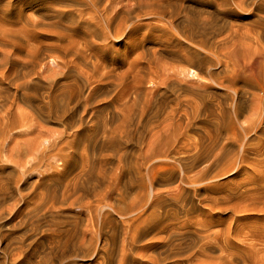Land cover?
Listing matches in <instances>:
<instances>
[{"label": "rangeland", "instance_id": "obj_1", "mask_svg": "<svg viewBox=\"0 0 264 264\" xmlns=\"http://www.w3.org/2000/svg\"><path fill=\"white\" fill-rule=\"evenodd\" d=\"M17 1L18 0H0V28L20 30L25 28V26L26 28H29L34 21H40L39 23L43 27L55 28L57 31L70 32L69 30L65 29L66 27L70 26L69 24H67V22H62V20L60 19H57V22L56 18H54L51 14L48 15L47 19L44 20L40 17L39 13H33V8L25 7L22 2L19 3ZM142 1L144 0H123V2H125L123 5L131 6L133 3ZM160 1H165L164 3L171 2V4L174 2H179L187 6L190 5L195 9L198 8L199 5L206 4L207 6H205L206 9L208 7V12L201 15V23H204L206 25V30L203 33L190 34L188 29L186 28V25L176 24V28L173 27L172 29L173 31H176L178 33L177 35L176 32H173L170 28L165 27V25L155 24L154 22H152L153 28L151 30L142 28L136 33L128 34L126 36L127 38L124 37L120 41L113 40L112 45L111 47H109V49L105 47H103L104 49H102L104 56L108 59L106 68L108 70L107 72H110L109 74H112V77L116 76L115 79L118 80V84L116 82V86H114L115 84L111 86V88L113 89H111L110 87H106L105 91L107 92L104 93V95L106 94L105 96L107 97V99H105L106 97H104V95H99L101 97L100 98L99 96H97V94H94V100H88V105L85 112L82 111V106L87 102V100L85 101V95L89 90L87 83L84 82L85 76L76 68L75 71H70L69 75H67V78L63 77L62 75L59 77L58 75V77H56V80H59L58 86L64 84L69 85L71 83L72 85L70 86H72L73 89L76 90V92L79 91L78 93L82 94V99L80 103H78L79 112L77 113V116H80H75L77 117V119H80V117L82 116V120L84 119L83 124L85 123L86 125L82 124V127L81 129H79V131L74 130L70 132L71 134L69 132H65L64 128L54 119H50L46 122H44L43 120L40 121L41 119L36 113H33L31 109L25 107L20 102V108L22 107V111L25 109L24 112L26 111L25 113L28 115V117H30L29 115L32 114L31 117L28 118L29 121H26L28 123L26 124L25 122L24 126L16 123V127H14L11 131L6 132V135L4 134V136L0 137V140L3 141L0 142V145L3 146H0V149L3 148L2 151L4 153L1 157L0 163V185L4 184V182H6V184H14V181L19 179V190H17V196L11 199L12 201L7 200L8 203L6 201V204H4V202L0 206V211L3 212V215L2 213L0 215V217L3 218H0V220L2 221H0V224L4 223L0 226V230L2 231L0 232V236H2L1 238H4H0V240L4 241V239H6L7 236L10 235L15 237L16 235L22 236L25 233L30 235L36 233V235H33V238L36 239L37 243L32 244L34 250H37L38 247L36 246L40 245L41 243H43L45 246H52L53 241L56 239L55 235L61 233L63 234L67 231L66 229L72 228L71 226L75 221V216H86L87 218L92 217V221L94 222V224L92 222L91 226V229L94 231L92 233V237L94 238L93 242L96 243L97 241L100 242L103 240L105 249H107L106 252H108V255L110 256V253L115 246L121 247V240L125 236L124 228L126 226V219L123 218L124 216L118 215L119 212L117 213L115 209L117 207L118 209L121 207V209H128L129 206L128 208L124 206H131L134 198H137V201L140 200L139 198H141L142 200L143 197L145 199H149V196L152 195V193L156 194V192H158L156 194L158 195L159 192H162L163 195L162 193L159 195L164 200L167 199L168 205L170 204L168 208L175 209L176 214H178L176 215L174 213L168 212L171 215H176V219H178L173 221V223H179V226H177L176 229L178 230L177 232L182 229V226L185 223L187 224L185 231L194 232L195 234L209 235V237L205 240V243L209 244L207 245L209 246L207 247V249H210L208 250V253L211 252V254H207L210 257V260H222L224 261H221V263L223 264H264V112L262 111L264 109V36H262L264 35V0ZM67 2L69 3L70 1L52 0L48 4H46V7L47 10H49L48 12H51L52 14H55L58 10L60 11V9L62 10L65 7V9L62 10L65 13V17L68 18V16L71 15H74L76 17V14H78L79 12L75 10L81 7L77 6L74 2L71 3L75 6H67ZM243 5H245V7ZM56 7H59L60 9ZM238 7H241V10ZM242 7L244 10L242 9ZM54 8L56 11L53 10ZM73 8L75 10H73ZM3 9L5 10L3 11ZM31 21L32 23L30 24ZM176 23H178V21ZM170 30L173 33L170 32ZM87 37L90 38L91 36L84 33L82 40H78V38H76V40H78L77 42L79 45L87 46L86 49L83 50V56L88 58L91 55L94 56L92 50L90 51L88 50V48H93L94 51H99V45L101 44L103 46L104 44L103 42L100 43L101 40L99 41V39L97 38H92L89 40ZM40 41L45 44L53 43L52 46H54V50L52 49L53 51L50 52V54L54 55V57L61 56V53L59 52L61 51V49L57 50L58 46L65 45L67 43L65 40H63V38L58 42H54L55 40H50L46 34L41 35ZM113 47H115V49ZM0 48H2V50L6 52L9 50V48L6 46L1 47L0 45ZM196 53L199 54L196 55ZM14 54H16L14 56L15 58L20 57L19 59L25 61L23 62L21 60V63L23 64L20 65L23 66L22 69L24 70V72H28L30 70V64L28 63L30 59L27 58L26 53H19V51H17ZM234 55L240 57H237V59H235L236 57ZM92 56L91 59L94 60ZM107 56H110V58ZM249 56H254V61L245 62L244 58L246 57L249 59ZM1 57L2 55L0 53V58ZM240 58L241 60H239ZM193 59L195 60V62ZM258 59L261 61H259ZM199 61L204 62L202 64ZM192 62H194L196 65H194V63ZM243 62L246 63L245 66ZM249 62L250 64H247ZM236 63L242 64L243 66L240 68L241 65H237L240 68L239 71L235 66ZM25 64L27 68L25 67ZM208 64L209 66H207ZM203 65L209 68L207 69L206 67L204 69ZM52 67L53 69L55 68V66H53V64L49 62V70L47 71V73L46 69H42L41 71L39 70L40 73H38L37 75L35 73L30 74V79H32L38 85H41L39 86V97L43 96V93L45 91L44 87L46 86V84L50 83V81L53 80L54 73L52 72ZM169 67L173 68L170 69ZM178 68L187 69V78L185 77L184 79H177L173 76V71L170 70H177ZM3 71L4 70L0 68V74H2ZM51 72L53 73V75ZM122 76L123 78L125 77L124 83L123 78L119 79ZM167 76L169 78H167ZM120 80L121 82H119ZM173 81L179 84L177 85L178 88L175 87L174 89L175 85L173 86L171 83H168ZM165 84H167L168 87L165 86ZM169 84L173 87V89ZM184 88H186V91L183 90ZM259 88L261 89V91ZM109 89H111L110 91L112 92H108ZM13 90L14 89L9 90L11 94L9 100L13 98V94L15 93V91ZM29 92L31 91L29 90ZM261 98L263 101L258 100ZM145 100L152 101H150L151 104L149 103L146 107L148 108L146 109L148 111L144 116H141L140 118V109L142 107H145ZM102 107L103 112L101 114V110L99 111V109H102ZM96 109L98 110V112L94 111ZM27 110H30V112H28ZM259 111L261 112L259 113ZM91 112L93 113L91 114ZM95 112L101 115L100 122L104 120L103 122H106L108 127H116L118 125L127 127H125V131H128V133L125 132L126 134L124 133V135H121L124 136V140L128 141V144L124 143V145H122L124 148L122 146H118L114 149L110 146L104 148L93 145V140L92 142L89 140V138H92L91 136L94 137V140L102 139V136L95 135V130L98 126L96 124L98 123V120L93 118V114ZM153 113L155 115H153ZM194 113L197 114L194 115ZM127 116L129 118H127ZM165 117L168 118L169 121L166 120ZM221 120L223 123H220ZM114 121H116L117 123ZM170 123H173L175 125V130L177 131V133L176 131H172L171 127L166 126ZM42 133H44V135ZM62 133L64 136L62 135ZM37 134H39L40 137ZM74 134H76L75 137ZM36 135L38 136V138ZM30 136L32 138H30ZM34 136L36 137L34 138ZM15 140H17V142ZM161 140L165 142L168 141V144L166 143L167 145L161 146L162 148H160L158 152L155 149V144L161 143ZM8 143L9 145H7ZM29 144L32 145L29 146ZM26 145L28 146V149L26 148ZM9 146L13 148H10ZM56 147H59V149H57ZM42 148L45 150H43ZM13 151L16 153H14ZM25 151L31 153L28 154ZM153 151L158 152L157 155L160 156L153 157L154 154L156 155L155 152L152 154ZM17 152L20 154H18ZM16 154L18 158L16 157ZM57 154L59 155L56 156ZM164 154L165 156H167L165 159V156H163ZM8 156H11V158ZM38 156L40 157V159L38 158ZM11 159L14 160L12 161ZM30 159H32V161H30ZM7 161L9 164L7 163ZM25 161L27 164L25 163ZM14 163L18 164L15 165ZM30 167H34V170ZM230 167L232 168L231 171L221 177L219 180L210 179L211 181L207 180V182L203 180L206 175L213 176V174H215L218 170ZM92 168H94V170ZM182 173H184V177L187 175L184 179L181 176ZM199 173L201 175H199ZM188 175H191L189 177L192 178L193 181H195L193 185L184 182L186 181ZM199 177L202 179H199ZM169 183L170 185H168ZM49 187L53 192H50L48 190ZM138 187H140L141 190ZM172 188L174 191L172 190ZM117 192L121 195H118ZM180 192L181 194H183V196L179 194ZM20 194L22 195V197H20ZM170 194L172 195L171 197L169 196ZM175 195L176 197H174ZM173 198L174 200L176 199V201L178 200V203L176 201L173 202ZM184 199H186V202ZM243 200H246V202H244ZM180 201L181 205L185 203V208H182L179 205ZM53 203L55 205H53ZM103 205L105 207H103ZM174 205H178L179 207L174 208ZM236 205H238V207ZM46 209H50V211H47ZM237 211L240 212L238 213ZM28 213L33 216V219H31L32 217L30 218V215L28 216ZM33 213L36 216L33 215ZM20 216L22 218L21 220ZM25 217L28 218L26 219ZM23 219H25V221ZM19 220L20 222H18ZM180 220L184 223H181ZM185 220L188 223L191 222L192 224H188L187 222H185ZM18 224H20L21 226H18ZM11 225L13 226V228L11 227ZM16 225L19 228L16 227ZM67 225L69 226V228ZM203 225L206 229H204ZM178 227H180L181 229H178ZM32 228L36 229L34 230L35 232L31 231ZM227 234L229 236H227ZM162 235L165 234L162 233ZM151 237V235L146 236L141 239L138 244H136L134 248V257H129L128 260L126 259L127 264H149L148 260L145 257V253L147 251L146 254H150V252L148 251V245L154 242V240H151ZM237 237L239 239H237ZM219 245L220 248L218 247ZM221 250H225V254ZM34 252L37 253V251ZM75 253L76 252H74V250H72L70 247L61 246L59 247V250L55 253V255H62L66 264H79L80 262L81 264H117L118 262V260H115L116 263L114 261L109 262L108 259L103 260L93 255L84 257V259H82L83 257L81 255H78L77 257L75 256ZM138 253L139 255H137ZM184 262H182V264H186V262Z\"/></svg>", "mask_w": 264, "mask_h": 264}, {"label": "bare ground", "instance_id": "obj_2", "mask_svg": "<svg viewBox=\"0 0 264 264\" xmlns=\"http://www.w3.org/2000/svg\"><path fill=\"white\" fill-rule=\"evenodd\" d=\"M50 1L52 0H18L17 2L21 3L25 6V7H30L33 8V13H39L40 17L42 19H47L48 15H53L54 18L60 19L62 20V22H67V24H69V27H66L65 29L69 30L70 32H64V31H57L55 28H46L43 27L39 22L40 21H34L32 23V21L30 22L31 26L29 28H23L20 30H12V29H4V28H0V45L1 47L6 46L9 48V50L3 51L2 48H0V53L2 55V57L0 58V68H2L4 71L2 72V74H0V137L4 136V134L8 131H11L14 127H16V123L21 124L24 126L26 121H29L28 118L31 117V115H29L30 117H28V115L24 112V110L22 111V107L20 108V102L27 108L31 109L33 111V113H36L39 118L41 119L40 121H49L50 119H54L55 121H57L65 130V132H72L74 130H78L81 129L82 124H83V120H82V116L80 117V119L77 117V113L79 112L78 110V103H80L81 99H82V94L76 92L75 89H73L71 83L68 84H64L61 86H58L59 84V80H56V77H59L62 75L63 77L67 78V75H69L71 70L75 71V68L78 69L85 77V81L89 87V90L87 91L86 99L87 102L85 103V105L82 106V111L85 112L87 105H88V100H94V94H97V96L99 95H104V93H106L107 91H105L106 87H110L113 86L118 80L115 79V77H112V74H109L107 71V62L108 59L104 56L103 53V47L109 49V47H111L113 40H122L124 37H126L128 34H132V33H136L139 30L143 29H147V30H151L153 28L152 22H154L155 24H162L165 25V27L170 28L173 31V27L180 24H184L186 25V28L188 29L190 34L193 33H203L206 30V25L204 23H201V15L203 13L208 12V7L206 9L205 5H199L198 8H194L191 7L190 5H185L183 3H179V2H174L171 4L170 3H164L162 1H153V0H144L142 2H137V3H133L130 7L123 5L125 2H123V0H69L70 2H67V6H75L73 5L71 2H74L77 6L81 7L77 10H75L73 8V10L78 11L79 13L76 14V17L74 15L65 17V13L64 9H60V11L58 10L55 14H52L51 12H48L49 10H47L46 4H48ZM60 1V0H57ZM65 1V0H64ZM62 3V2H61ZM186 3V2H185ZM240 4V3H239ZM63 5V4H62ZM120 5V6H118ZM242 5V4H241ZM10 6V5H9ZM59 6V5H58ZM237 6V5H236ZM239 6V5H238ZM245 7V5H243ZM192 9H191V8ZM67 8V7H66ZM194 8V9H193ZM239 8V7H238ZM241 8V7H240ZM239 8V9H240ZM71 9V7H70ZM243 9V7H242ZM254 9V8H253ZM259 9V8H258ZM5 9H3L4 11ZM29 10V9H28ZM55 10V8L53 9ZM241 10V9H240ZM244 10V9H243ZM56 11V10H55ZM54 12V11H53ZM250 14V13H248ZM254 15V14H253ZM21 16V14H20ZM67 16V15H66ZM205 18V17H204ZM260 18V16H259ZM258 18V19H259ZM34 19V18H33ZM36 20H40V19H36ZM144 20H148V21H144ZM206 20V19H205ZM211 20V19H210ZM178 21V23H176ZM58 22V20H57ZM203 22V21H202ZM29 24V21H28ZM24 25V24H23ZM65 25V24H64ZM29 26V25H28ZM161 26V25H160ZM22 27V26H21ZM51 27V26H50ZM164 27V28H165ZM176 28V27H175ZM170 30V32H172ZM175 30V29H174ZM73 32V33H72ZM176 32V31H173ZM172 32V33H173ZM259 32V31H258ZM262 32V31H261ZM86 35H90L91 37L88 38L89 40L92 38H97L99 39V41L101 40L100 43L103 42V46L100 44V50L98 51H94V49H90L88 48V50H92V53L94 56L92 60L91 56H89L88 58L83 56V50L86 49V45H79L78 44V40H82L83 38V34ZM156 33V32H155ZM177 33V32H176ZM42 34H46L50 40H55L54 42H58L60 40H65L67 43L65 45H59L57 50L61 49V51H59L61 53L60 57H54V55H51L50 52H52L54 50V46L53 43H43L40 41V37ZM62 37H61V35ZM209 34V33H208ZM178 35V33H177ZM182 35V34H181ZM204 35V34H202ZM241 35V34H240ZM262 35V34H261ZM183 36V35H182ZM210 36V35H209ZM264 36V35H262ZM86 37V36H85ZM84 37V38H85ZM184 37V36H183ZM76 38H78V40H76ZM127 38V37H126ZM158 38V37H157ZM179 38V37H178ZM246 38V37H245ZM214 39V38H213ZM231 39V38H230ZM244 40V39H243ZM249 40V39H248ZM88 41V40H87ZM95 41V40H94ZM98 41V42H99ZM164 41V40H163ZM198 41V40H197ZM201 41V40H199ZM239 41V40H238ZM256 41V40H255ZM205 42V41H204ZM87 43V42H86ZM93 43V42H92ZM231 43V42H230ZM81 44V43H80ZM85 44V43H84ZM90 44V42H89ZM96 44V43H95ZM197 44V43H196ZM263 44V43H262ZM98 45V44H97ZM114 46V45H113ZM192 46V44H191ZM214 46V45H213ZM103 48V49H102ZM115 49V47H113ZM199 48V47H198ZM207 48V47H206ZM217 48V46H216ZM228 48V47H227ZM53 49V50H52ZM264 49V48H263ZM262 49V50H263ZM7 50V49H6ZM56 50V51H57ZM111 50V49H110ZM196 50V49H195ZM194 50V51H195ZM19 51V53H26L27 58H29L30 60L28 61V63L30 64V70L28 72H24V70L22 69V65L21 63L22 61L25 62L22 59H19L18 57L15 58L14 56L16 54H14L15 52ZM87 51V50H86ZM113 51V49H112ZM257 51V50H255ZM261 51V50H260ZM196 52V51H195ZM207 52V51H206ZM201 53V52H199ZM199 53H196L199 54ZM208 53V52H207ZM195 55V53H194ZM207 55V54H206ZM236 55V54H235ZM234 55V56H235ZM264 55V54H263ZM13 56V57H11ZM246 56V54H245ZM248 56V54H247ZM110 58V56H107ZM201 57V56H200ZM212 57V56H211ZM214 57V56H213ZM219 57V56H218ZM237 59L238 56H235ZM240 57V56H239ZM238 57V58H239ZM256 57V56H255ZM259 57V56H258ZM262 57V56H260ZM198 58V56H197ZM220 58V57H219ZM232 58V57H230ZM243 58V57H242ZM246 58V57H245ZM244 58V61H254V56L250 57L249 59ZM22 60V61H21ZM26 60V59H25ZM194 60V59H193ZM197 60V59H196ZM201 60V59H200ZM203 60V59H202ZM241 60V58L239 59ZM259 60V59H258ZM138 61V60H137ZM226 61V60H224ZM228 61V60H227ZM256 61V59H255ZM261 61V60H259ZM49 62L51 64H53V66H55V68L53 69L52 67V72L54 73L53 76V80L50 81V83H47L46 86L44 87V93L42 97H39V92H40V84L38 85L37 83H35L32 79H30V74L31 73H35L36 75L39 72V70L41 71L42 69H46V73L49 70ZM195 62V60H194ZM192 62V63H194ZM197 62V61H196ZM201 62V61H199ZM198 62V63H199ZM204 61H202L201 63L203 64ZM220 62V61H219ZM241 62V61H239ZM245 62L244 66H245ZM247 63V64H250ZM197 63V64H198ZM253 64V63H252ZM255 64V63H254ZM190 65V64H189ZM194 65H196L194 63ZM201 65V64H199ZM206 65V64H205ZM212 65V64H211ZM237 65H241L242 64H238L236 63V68H238L239 71V66ZM209 66V64L207 65ZM206 66V67H207ZM227 66V65H226ZM26 67V64H25ZM202 67V66H201ZM204 69L206 68L203 65ZM27 68V67H26ZM110 68V67H109ZM163 68V67H162ZM166 68V66H165ZM170 68V67H169ZM168 68V69H169ZM173 68V67H172ZM170 68V69H172ZM183 68V67H182ZM209 67H207L208 69ZM56 69V70H55ZM59 69V72H58ZM116 69V68H114ZM261 69V67H260ZM54 70V71H53ZM163 70V69H162ZM161 70V71H162ZM187 69H177V70H170L173 71V76L178 78H185L187 75L186 72ZM189 70V69H188ZM227 70V69H226ZM231 70V69H230ZM235 70V68H234ZM232 70V71H234ZM44 71V70H43ZM111 71V70H109ZM160 71V70H159ZM169 71V74H170ZM51 72V73H52ZM164 72V71H163ZM236 72V71H235ZM254 72V71H253ZM52 73V75H53ZM166 73V72H165ZM164 73V74H165ZM172 73V72H171ZM228 73V72H227ZM237 73V72H236ZM45 74V73H44ZM253 74V73H252ZM262 74V73H261ZM35 75V76H36ZM80 75V74H79ZM112 75V76H111ZM154 75V74H153ZM159 75V74H158ZM166 75V74H165ZM168 75V74H167ZM172 75V74H171ZM229 75V74H228ZM233 75V74H232ZM34 76V77H35ZM73 76V74H72ZM162 76V75H161ZM164 76V75H163ZM169 76V75H168ZM167 76V78H169ZM171 76V77H173ZM38 77V76H37ZM45 77V76H44ZM156 77V75H155ZM160 77V76H159ZM158 77V78H159ZM170 77V79H171ZM231 77V76H230ZM39 78V77H38ZM43 78V77H42ZM123 76L119 79H122ZM187 78V77H186ZM50 79V78H49ZM65 79V78H64ZM118 79V78H117ZM124 79L123 78V83H124ZM160 79V78H159ZM163 79V77H162ZM175 79V80H177ZM263 79V78H262ZM46 80V78H45ZM156 80V78H155ZM174 80V81H175ZM181 80V79H180ZM237 80V78H236ZM36 81V80H35ZM41 81V80H40ZM169 81V80H168ZM168 82L171 83L175 87L178 88L177 85H179L178 83L175 82ZM216 81V80H215ZM264 81V80H263ZM47 82V80H46ZM49 82V81H48ZM67 82V81H66ZM121 82V80L119 81ZM156 82V81H155ZM73 83V82H72ZM167 83V84H168ZM62 84V83H60ZM118 84V82H117ZM164 84V83H163ZM165 84V86L168 87V85ZM264 84V83H263ZM170 85V84H169ZM181 85V84H180ZM58 86V87H57ZM116 86V84L114 85ZM119 86V85H118ZM117 86V87H118ZM158 86V85H157ZM156 86V87H157ZM164 86V87H165ZM200 86V85H199ZM258 86V85H257ZM57 87V88H56ZM86 87V86H84ZM123 87V86H122ZM161 87V86H160ZM170 87H172L170 85ZM195 87V86H194ZM204 87V86H203ZM230 87V86H229ZM262 87V86H261ZM15 91V93L13 94V98L11 100V94L9 92V90ZM42 89V88H41ZM80 89V88H79ZM113 89V88H111ZM111 89H109L108 92H112L110 91ZM165 89V88H164ZM173 89V87H172ZM182 89V88H179ZM186 88H184L183 90H185ZM260 89V88H259ZM29 90L31 92H29ZM188 90V88H187ZM263 90V89H262ZM82 91V89H81ZM192 91V90H191ZM261 91V89H260ZM264 91V90H263ZM116 92V91H115ZM114 92V93H115ZM164 92V91H163ZM195 93V92H194ZM254 93V92H253ZM168 94V93H167ZM208 94V93H207ZM237 94V93H236ZM234 94V95H236ZM106 95V94H105ZM104 95V97H106ZM112 95V94H111ZM233 95V96H234ZM255 95V94H253ZM264 95V94H263ZM108 96V95H107ZM257 96V95H256ZM262 96V95H261ZM100 97V96H99ZM102 97V98H104ZM186 97V96H185ZM264 97V96H263ZM262 97V98H263ZM101 98V97H100ZM112 98V96H111ZM109 98V99H111ZM198 98V97H197ZM236 98V97H235ZM249 98V97H248ZM258 99V100H262ZM96 99V98H95ZM107 99V97L105 98ZM104 99V100H105ZM151 99V98H150ZM255 99V98H254ZM264 99V98H263ZM97 100V99H96ZM101 100V99H100ZM192 100V99H191ZM84 101V100H83ZM152 101V100H150ZM149 100H145V107H142L140 109V118L141 116H144L145 113L148 111L146 109L148 104L150 102ZM169 101V100H168ZM180 101V100H179ZM188 101V100H187ZM200 101V100H199ZM248 101V100H247ZM259 101V102H260ZM263 101V100H262ZM112 102V101H111ZM185 102V101H184ZM195 102V101H194ZM206 102V101H205ZM134 103V102H133ZM155 103V102H152ZM201 103V102H200ZM264 103V102H263ZM21 104V106H22ZM91 104V102H90ZM89 104V105H90ZM157 104V103H156ZM155 104V105H156ZM190 104V103H189ZM193 104V103H192ZM191 105V104H190ZM85 107V108H84ZM90 107V106H89ZM95 107V106H94ZM192 107V106H191ZM200 107V106H199ZM235 107V106H234ZM198 108V107H197ZM204 108V107H203ZM264 108V107H263ZM106 109V108H105ZM116 109V108H115ZM133 109V108H132ZM135 109V108H134ZM164 109V108H163ZM178 109V108H177ZM101 110V111H100ZM137 110V109H136ZM157 110V109H156ZM28 111V110H27ZM97 111L98 110H94ZM100 113L102 114L103 112V107L102 109H99ZM116 111V110H115ZM133 111V110H132ZM161 111V110H160ZM226 111V110H225ZM264 112V109L262 110ZM30 112V110L28 111ZM97 112H95L93 114V118L98 120V123H96L97 128L95 130V135H100L102 136V139L98 140V139H93L94 137L91 136L92 138H89V140L92 142L93 140V145L94 146H99V147H111L114 148L115 147H120L122 145L128 144V141L124 140V136H121L122 134L124 135V133L126 132V128L121 126H116V127H108L106 122H103V118L100 122L101 119V115L98 114ZM163 112V111H162ZM177 112V111H176ZM188 112V111H187ZM196 112V111H195ZM261 111H259L260 113ZM75 113V114H74ZM88 113V112H87ZM93 112H91L92 114ZM131 113V112H130ZM139 113V112H138ZM186 113V112H185ZM215 113V112H214ZM220 113V112H219ZM106 114V113H105ZM197 113H194V115ZM223 114V113H222ZM77 117H76V116ZM90 115V114H89ZM112 115V114H111ZM124 115V114H123ZM127 115V114H126ZM149 115V114H148ZM153 115H155L153 113ZM35 116V115H34ZM92 116V115H91ZM130 116V115H129ZM139 116V115H137ZM175 116V115H174ZM221 116V115H220ZM226 116V115H225ZM103 117V116H102ZM105 117V116H104ZM198 117V116H197ZM224 117V116H223ZM127 118H129L127 116ZM154 118V117H153ZM152 118V119H153ZM188 118V117H187ZM110 119V117H109ZM113 119V117H112ZM144 119V118H143ZM162 119V118H161ZM166 120H168V118L165 117ZM224 119V118H223ZM230 119V118H229ZM38 120V119H37ZM106 120V119H105ZM119 120V119H118ZM142 120V119H141ZM148 120V118H147ZM154 120V119H153ZM165 120V121H166ZM198 120V119H197ZM262 120V119H261ZM39 121V120H38ZM111 121V120H110ZM113 121V120H112ZM126 121V120H125ZM124 121V122H125ZM151 121V120H150ZM164 121V122H165ZM169 121V120H168ZM196 121V120H195ZM227 121V120H226ZM54 122V121H53ZM108 122V121H107ZM116 122V121H114ZM160 122V120H159ZM163 122V123H164ZM222 122V120L220 121V123ZM225 122V121H224ZM262 122V121H261ZM28 122H26L27 124ZM37 123V122H36ZM117 123V122H116ZM115 123V124H116ZM127 123V122H126ZM186 123V122H185ZM223 123V122H222ZM234 123V122H233ZM40 124V122H39ZM44 124V123H43ZM113 124V123H112ZM155 124V123H154ZM161 124V123H160ZM226 124V123H225ZM15 125V126H14ZM33 125V124H31ZM83 125H86L85 123ZM95 125V124H94ZM147 125V124H146ZM152 125V124H151ZM189 125V124H188ZM187 125V126H188ZM220 125V124H219ZM144 126V125H143ZM148 126V125H147ZM167 127H171L172 131H176V127L173 123H170L169 125H166ZM185 126V125H184ZM253 126V125H252ZM30 127V126H29ZM146 127V126H145ZM159 127V126H158ZM180 127V125H179ZM220 127V126H219ZM225 127V126H223ZM39 128V127H38ZM37 128V129H38ZM90 128V127H89ZM23 129V128H22ZM26 130V129H25ZM51 130V129H50ZM88 130V129H87ZM169 130V129H168ZM223 130V128H222ZM30 131V130H29ZM43 131V130H42ZM45 131V129H44ZM130 131V130H129ZM170 131V130H169ZM183 131V130H182ZM61 132V130H60ZM59 132V133H60ZM229 132V131H228ZM33 133V132H32ZM35 133V132H34ZM46 133V131H45ZM54 133V132H53ZM58 133V134H59ZM128 133V131L126 132ZM125 133V134H126ZM173 133V132H172ZM177 133V131H176ZM7 134V133H6ZM5 134V135H6ZM9 134V133H8ZM30 134V133H29ZM44 135V133H42ZM49 134V133H48ZM57 134V133H56ZM71 134V133H70ZM34 135V134H33ZM39 136V134H37ZM36 135V136H37ZM63 135V133H62ZM61 135V136H62ZM174 135V134H173ZM180 135V134H179ZM34 136V138L36 137ZM37 136V138H38ZM49 136V135H48ZM56 136V135H55ZM64 136V135H63ZM76 136V134H74V137ZM126 136V135H125ZM227 136V135H226ZM40 137V136H39ZM47 137V136H46ZM54 137V136H53ZM179 137V136H178ZM7 138V137H5ZM9 138V136H8ZM11 138V137H10ZM16 138V137H15ZM30 138H32L30 136ZM96 138V137H95ZM2 139V138H1ZM14 139V137H13ZM25 139V138H24ZM53 139V138H52ZM171 139V138H170ZM11 140V139H10ZM29 140V138H28ZM50 140V139H49ZM177 140V139H176ZM17 142V140H15ZM47 141V140H46ZM57 141V140H56ZM0 142H3L0 140ZM10 142V141H8ZM24 142V141H23ZM35 142V141H34ZM66 142V141H65ZM74 142V141H73ZM168 141H162L161 143H157L156 145V151L159 152L160 148H162L161 146L167 145ZM36 143V142H35ZM54 143V142H53ZM57 143V142H56ZM59 143V141H58ZM167 143V144H166ZM171 143V142H170ZM173 143V142H172ZM175 143V142H174ZM2 144V143H1ZM4 144V143H3ZM13 144V143H12ZM17 144V143H16ZM9 145V143L7 144ZM32 144H29V146ZM34 145V144H33ZM36 145V144H35ZM58 145V144H57ZM75 145V144H74ZM87 145V144H86ZM1 146V145H0ZM27 146V145H26ZM52 146V145H51ZM67 146V145H66ZM73 146V145H72ZM153 146V144H152ZM214 146V145H213ZM3 147V146H1ZM10 148H13L11 146H9ZM16 147V146H15ZM24 147V146H23ZM53 147V146H52ZM123 147V146H122ZM9 148V149H10ZM25 148V147H24ZM28 149V146L26 147ZM45 148V147H44ZM57 148V147H56ZM69 148V147H68ZM124 148V147H123ZM151 148V147H150ZM3 148L0 149V163H1V157L3 156ZM8 149V148H7ZM6 149V150H7ZM20 149V148H19ZM43 149V148H42ZM49 149V148H48ZM59 149V147L57 148ZM89 149V148H88ZM91 149V148H90ZM11 150V149H10ZM9 150V151H10ZM35 150V149H34ZM38 150V149H37ZM45 150V149H43ZM73 150V149H72ZM102 150V149H101ZM172 150V149H171ZM16 151V150H15ZM14 152V151H13ZM26 152V151H25ZM38 152V151H37ZM44 152V151H43ZM50 152V151H49ZM52 152V151H51ZM59 152V151H57ZM71 152V151H68ZM98 152V150H97ZM155 151L152 152V154ZM158 152H155L156 155L154 154V156H158ZM12 153V152H10ZM16 153V152H14ZM18 153V152H17ZM28 153V151L26 152ZM25 153V154H26ZM31 153V152H29ZM28 153V154H29ZM40 153V152H39ZM48 153V152H47ZM163 153V152H162ZM20 154V153H18ZM52 154V153H51ZM70 154V153H69ZM177 154V153H176ZM46 155V154H44ZM59 154H57L56 156H58ZM135 155V154H134ZM169 155V154H168ZM175 155V154H174ZM15 156V155H14ZM24 156V155H23ZM71 156V155H70ZM69 156V157H70ZM131 156V155H130ZM160 156V155H159ZM158 156V157H159ZM165 156V154L163 155ZM176 156V155H175ZM5 157V156H4ZM11 158V156H8ZM16 157L18 158L17 154ZM20 157V155H19ZM27 157V155H26ZM45 157V156H44ZM47 157V156H46ZM137 157V156H136ZM141 157V156H140ZM167 156L164 157V159ZM172 157V156H171ZM8 158V159H10ZM13 158V157H12ZM25 158V157H24ZM31 158V157H30ZM38 158L40 159V157L38 156ZM63 158V157H62ZM131 158V157H129ZM144 158V157H143ZM237 158V157H236ZM3 159V158H2ZM22 159V158H21ZM52 159V158H51ZM177 159V158H176ZM196 159V158H194ZM193 159V160H194ZM12 161L14 159H11ZM20 160V159H17ZM16 160V162H17ZM34 160V158H33ZM38 160V159H37ZM50 160V159H49ZM54 160V159H53ZM69 160V159H68ZM130 160V159H128ZM132 160V159H131ZM137 160V159H136ZM142 160V159H141ZM151 160V159H150ZM163 160V159H162ZM167 160V159H166ZM24 161V160H23ZM30 161H32V159H30ZM40 161V160H39ZM122 161V160H121ZM155 161V159H154ZM158 161V160H157ZM164 161V160H163ZM126 162V161H125ZM132 162V161H131ZM137 162V161H136ZM159 162V161H158ZM157 162V163H158ZM168 162V161H167ZM174 162V161H173ZM207 162V161H206ZM3 163V162H2ZM8 163V161H7ZM12 163V162H11ZM22 163V162H21ZM24 163V162H23ZM26 163V161H25ZM38 163V161H37ZM50 163V162H49ZM127 163V162H126ZM172 163V162H171ZM192 163V162H191ZM195 163V162H194ZM9 164V163H8ZM15 164V163H14ZM18 164V163H16ZM15 164V165H16ZM20 164V163H19ZM27 164V163H26ZM94 164V163H93ZM151 164V163H150ZM4 165V164H2ZM23 165V164H22ZM20 165V166H22ZM25 165V164H24ZM83 165V164H82ZM134 165V164H133ZM138 165V164H137ZM159 165V164H157ZM176 165V164H175ZM41 166V165H40ZM139 166V165H138ZM146 166V165H145ZM178 166V165H177ZM233 166V165H232ZM238 166V165H237ZM26 167V166H25ZM90 167V166H88ZM94 167V165H93ZM99 167V166H98ZM132 167V166H131ZM148 167V166H147ZM157 167V166H156ZM169 167V166H166ZM191 167V166H190ZM18 168V167H17ZM32 168V167H30ZM34 168V167H33ZM32 168V169H33ZM48 168V167H47ZM62 168V167H61ZM66 168V167H65ZM121 168V167H120ZM177 168V167H176ZM188 168V167H187ZM193 168V167H192ZM12 169V168H11ZM31 169V170H32ZM84 169V168H82ZM91 169V168H90ZM94 170V168H92ZM97 169V168H96ZM122 169V168H121ZM134 169V168H133ZM154 169V168H153ZM182 169V168H181ZM231 167L230 168H225V169H221L218 170L215 174H213V176H207L205 178H203V180L205 182H207V180L210 179H215V180H219L221 177H223L224 175H226L227 173H229L231 171ZM234 169V167H233ZM236 169V168H235ZM15 170V169H14ZM23 170V169H22ZM27 170V168H26ZM30 170V171H31ZM34 170V169H33ZM36 170V169H35ZM157 170V169H156ZM167 170V169H166ZM171 170V169H170ZM16 171V170H15ZM87 171V170H86ZM85 171V172H86ZM89 171V170H88ZM98 171V170H97ZM133 171V170H132ZM184 171V170H183ZM234 171V170H233ZM23 172V171H22ZM27 172V171H25ZM24 172V174H25ZM82 172V171H81ZM91 172V170H90ZM104 172V171H103ZM122 172V170H121ZM203 172V171H202ZM201 172V173H202ZM8 173V172H7ZM14 173V172H13ZM12 173V174H13ZM19 173V172H18ZM88 173V172H87ZM96 173V172H95ZM160 173V172H159ZM174 173V172H173ZM176 173V172H175ZM243 173V172H241ZM248 173V172H247ZM11 174V175H12ZM99 174V173H98ZM181 174V173H180ZM184 173H182V177L183 179L187 176H183ZM204 174V173H203ZM256 174V173H255ZM10 175V176H11ZM49 175V174H48ZM51 175V174H50ZM80 175V174H79ZM82 175V174H81ZM193 175V174H192ZM199 175H201L199 173ZM15 176V175H14ZM13 176V177H14ZM21 176V175H20ZM121 176V175H120ZM159 176V175H158ZM180 176V177H181ZM191 175H188V177ZM203 176V175H202ZM12 177V176H11ZM99 177V175H98ZM142 177V175H141ZM186 178V183L193 185L195 181L192 180V178ZM255 177V176H254ZM87 178V177H86ZM96 178V177H95ZM125 178V177H124ZM165 178V177H164ZM247 178V177H246ZM71 179V178H70ZM80 179V178H79ZM78 179V180H79ZM82 179V178H81ZM140 179V177H139ZM196 179V178H194ZM199 179H202L199 177ZM19 180V179H18ZM18 180L14 181L13 183H8L6 184V182H4V184L0 185V206L2 205V203L6 204L7 200H11L13 198H15V196H17L18 191ZM94 180V179H93ZM116 180V179H115ZM201 180V181H203ZM244 180V179H243ZM246 180V179H245ZM77 181V180H76ZM97 181V180H96ZM173 181V180H172ZM176 181V180H175ZM180 181V180H179ZM200 181V180H199ZM197 181V182H199ZM211 181V180H210ZM248 181V180H247ZM10 182V181H9ZM74 182V181H73ZM120 182V181H118ZM117 182V184H118ZM140 182V180H139ZM167 182V181H166ZM213 182V181H212ZM232 182V181H231ZM59 183V182H58ZM76 183V182H75ZM124 183V182H123ZM153 183V182H152ZM204 183V182H203ZM69 184V183H68ZM82 184V183H81ZM113 184V183H112ZM126 184V183H125ZM128 184V183H127ZM141 184V183H140ZM159 184V183H158ZM200 184V183H199ZM259 184V183H258ZM50 185V184H49ZM120 185V184H119ZM124 185V184H123ZM145 185V184H144ZM170 185V183L168 184ZM179 185V184H177ZM208 185V184H207ZM222 185V184H221ZM65 186V185H64ZM107 186V185H106ZM112 186V185H111ZM117 186V185H116ZM115 186V187H116ZM126 186V185H125ZM132 186V185H131ZM165 186V185H164ZM181 186V185H180ZM188 186V185H186ZM213 186V185H212ZM127 187V186H126ZM137 187V186H136ZM141 187V185H140ZM138 187V188H140ZM210 187V186H209ZM68 188V187H67ZM124 188V187H123ZM131 188V187H130ZM146 188V187H145ZM157 188V187H156ZM181 188V187H180ZM234 188V187H233ZM112 189V188H111ZM166 189V188H164ZM179 189V188H178ZM192 189V188H191ZM205 189V188H204ZM207 189V188H206ZM209 189V188H208ZM48 190L50 192L51 191L50 187L48 188ZM53 190V189H52ZM115 190V189H114ZM137 190V189H136ZM141 190V188H140ZM173 190V188H172ZM171 190V191H172ZM210 190V189H209ZM47 191V189H46ZM118 191V189H117ZM125 191V190H124ZM174 191V190H173ZM211 191V190H210ZM70 192V191H69ZM110 192V191H109ZM114 192V191H113ZM135 192V191H134ZM145 192V191H144ZM143 192V193H144ZM165 192V191H164ZM182 192V191H181ZM181 192L179 194H181ZM76 193V192H75ZM74 193V194H75ZM142 193V192H141ZM151 193V191H150ZM158 192H156L157 194ZM162 193V192H161ZM159 192V194H161ZM184 193V192H183ZM187 193V192H186ZM185 193V194H186ZM234 193V192H233ZM250 193V192H249ZM26 194V193H24ZM23 194V195H24ZM43 194V193H42ZM68 194V193H67ZM118 194V192H117ZM133 194V193H132ZM153 194L149 196V199H145L143 196L142 200L141 198H139L140 200L137 201V198H134L132 201V205H125L124 207L129 206L128 209H121L118 207L115 209V211L120 215V216H124L123 218L126 219L125 223L126 226L124 228L125 231V236L123 237V239L121 240V247L119 246H115L113 248V250L110 253V256L108 255V252H106L107 249H105V246L103 244V240L102 241H97L96 243L93 242V237H92V233L94 232L91 229L92 226V217H86V216H80V217H76L75 215V221L72 224V228H68L66 229L67 231L65 233H61V234H57L55 235L56 239L53 241L52 246H45L43 243L39 244L40 245H35L37 248V250L33 249L32 244L36 243V239L33 238V235L30 234H24L22 236H7L6 239L0 240V264H66L64 262V257L62 255L56 256L55 253L59 250V247L63 246V247H70L72 250H74L75 256L78 257V255H81L84 259V257H88L90 255H93L95 257L101 258L103 260L108 259L109 262H115V260H118L117 264H124L126 263V259L128 260L129 257L133 258L134 257V248L136 246V244H138L141 239H143L146 236L151 235V240H154V242L150 243V245H148L149 248V252L150 254L147 255V251L145 253V257L148 260L149 264H182V262H186V264H223L221 263V261H212L210 260V257L208 256V250L207 249V243H205L206 239L209 237V235H203V234H195L194 232H190V231H185L186 230V225L184 222H180L184 223L182 226V229L180 227H178V229H181L179 232H177V226H179V223H173V221L178 220L176 219V211L175 209H169V205L167 202V199H163L160 197V195H156ZM184 194V195H185ZM257 194V193H256ZM64 195V194H63ZM116 195V194H115ZM118 195H121L120 193ZM156 195V196H155ZM163 195V193H162ZM165 195V194H164ZM183 196V194H181ZM187 195V194H186ZM246 195V194H245ZM244 195V196H245ZM19 196V195H18ZM170 197L172 196L171 194L169 195ZM178 196V194H177ZM20 197H22V195L20 194ZM63 197V196H62ZM74 197V196H73ZM124 197V196H123ZM147 197V196H146ZM169 197V198H170ZM176 197V195L174 196ZM185 197V196H184ZM206 197V196H205ZM117 198V197H114ZM180 198V195H179ZM19 199V198H17ZM54 199V198H53ZM63 199V198H62ZM123 199V198H122ZM121 199V200H122ZM171 199V198H170ZM47 200V199H46ZM52 200V199H51ZM173 202L176 201V199L174 200V198L172 199ZM186 202V199H184ZM12 201V200H11ZM23 201V200H22ZM66 201V200H65ZM178 201V200H177ZM176 201V202H177ZM231 201V200H230ZM244 201V200H243ZM261 201V200H260ZM259 201V202H260ZM15 202V201H13ZM219 202V201H218ZM222 202V201H221ZM239 202V201H238ZM246 202V200L244 201ZM250 202V200H249ZM255 202V201H254ZM8 203V201H7ZM113 203V202H112ZM111 203V204H112ZM178 203V202H177ZM191 203V202H190ZM212 203V202H211ZM257 203V202H256ZM262 203V202H261ZM130 204V202H129ZM185 203H183L181 205V201L179 202V205L182 208H185L184 206ZM193 204V202H192ZM195 204V203H194ZM213 204V203H212ZM215 204V203H214ZM222 204V203H221ZM254 204V203H253ZM53 205H55L53 203ZM59 205V204H58ZM191 205V204H190ZM251 205V204H249ZM8 206V205H7ZM13 206V205H12ZM15 206V204H14ZM90 206V205H89ZM119 206V205H118ZM210 206V205H209ZM238 207V205H236ZM235 206V207H236ZM245 206V205H243ZM248 206V205H247ZM255 206V205H252ZM264 206V205H263ZM86 207V206H85ZM103 207H105L103 205ZM101 207V208H103ZM120 207V206H119ZM174 208H178V205H174ZM258 207V206H257ZM3 208V207H2ZM8 208V207H7ZM108 208V207H107ZM172 208V207H171ZM187 208V207H186ZM214 208V207H213ZM210 208V209H213ZM244 208V207H243ZM246 208V207H245ZM249 208V207H248ZM254 208V207H253ZM264 208V207H263ZM12 209V208H11ZM84 209V207H83ZM94 209V208H93ZM188 209V208H187ZM191 209V208H190ZM237 209V208H236ZM260 209V207H259ZM1 210V208H0ZM14 210V209H13ZM12 210V211H13ZM47 210V209H46ZM91 210V209H90ZM95 210V209H94ZM98 210V209H97ZM100 210V209H99ZM241 210V209H240ZM253 210V209H252ZM9 211V210H8ZM11 211V210H10ZM30 211V210H29ZM28 211V212H29ZM47 211H50L47 210ZM114 211V212H115ZM186 211V210H185ZM258 211V210H256ZM260 211V210H259ZM17 212V211H16ZM31 212V211H30ZM33 212V211H32ZM89 212V211H86ZM96 212V211H95ZM99 212V211H98ZM102 212V209H101ZM115 212V213H116ZM168 212L174 213L176 215H171ZM234 212V211H233ZM238 212V211H237ZM240 212V211H239ZM238 212V213H239ZM243 212V211H242ZM3 215V212L0 211V215ZM12 213V212H11ZM37 213V212H36ZM58 213V212H57ZM92 213V212H91ZM116 213V214H117ZM26 214V213H25ZM45 214V213H44ZM56 214V213H55ZM78 214V213H77ZM96 214V213H94ZM30 214L28 213V216ZM33 215H35L33 213ZM48 215V214H47ZM70 215V214H69ZM86 215V214H85ZM88 215V214H87ZM99 215V214H98ZM27 216V215H25ZM36 216V215H35ZM79 216V215H78ZM102 216V215H101ZM98 216V217H101ZM108 216V215H107ZM5 217V216H4ZM32 217V218H31ZM53 217V216H52ZM71 217V216H69ZM2 218V217H0ZM24 218V217H23ZM26 219L28 217H25ZM30 218L33 219V216L30 215ZM38 218V217H37ZM73 218V217H72ZM95 218V217H94ZM93 218V219H94ZM112 218V217H111ZM3 219V218H2ZM21 216H20V220H21ZM30 219V220H31ZM71 219V218H70ZM101 219V218H100ZM103 219V218H102ZM106 219V218H105ZM104 219V220H105ZM20 220L18 222H20ZM25 221V219H23ZM52 220V219H51ZM72 220V219H71ZM70 220V221H71ZM1 221V220H0ZM37 221V220H36ZM100 221V220H99ZM184 221V220H183ZM2 222V221H1ZM23 222V221H22ZM59 222V221H58ZM117 222V221H116ZM178 222V221H177ZM185 222H187L185 220ZM46 223V222H45ZM102 223V222H101ZM188 223V222H187ZM191 223V222H190ZM188 223V224H190ZM4 224V223H1ZM0 224V226H1ZM23 224V223H21ZM94 224V222H93ZM192 224V223H191ZM198 224V223H197ZM13 225V224H12ZM11 225V227L13 228V226ZM196 225V224H195ZM201 225V223H200ZM205 225V224H204ZM203 225L204 229L205 226ZM218 225V224H217ZM18 226H21L20 224H18ZM16 225V227H18ZM95 226V225H94ZM97 226V225H96ZM124 226V225H123ZM194 226V225H193ZM15 227V226H14ZM45 227V225H44ZM196 227V226H195ZM198 227V225H197ZM201 227V226H199ZM202 227V228H203ZM207 227V226H206ZM1 228V227H0ZM5 228V227H4ZM10 228V226H9ZM19 228V227H18ZM96 228V227H95ZM115 228V227H114ZM8 229V228H7ZM22 229V228H21ZM98 229V228H97ZM3 230V228H2ZM11 230V229H10ZM18 230V229H17ZM36 230L35 228H32V232ZM64 230V229H63ZM15 231V229H14ZM12 231V232H14ZM42 231V230H41ZM47 231V230H46ZM105 231V230H104ZM193 231V230H192ZM215 231V230H214ZM227 231V230H226ZM240 231V230H239ZM0 232H2L0 230ZM35 232V231H34ZM60 232V231H58ZM56 232V233H58ZM218 232V231H217ZM224 232V231H223ZM229 232V231H228ZM11 233V232H10ZM9 233V234H10ZM99 233V232H98ZM162 233H164L165 235H162ZM204 233V232H203ZM8 234V233H7ZM17 234V233H16ZM91 234V235H90ZM100 234V233H99ZM112 234V233H111ZM210 234V233H208ZM215 234V232H214ZM239 234V232H238ZM5 235V234H4ZM96 235V234H95ZM32 236V237H31ZM100 236V235H99ZM120 236V235H119ZM227 236H229L227 234ZM239 236V235H238ZM2 236H0L1 238ZM225 237V236H224ZM240 237V236H239ZM4 238V237H3ZM1 238V239H3ZM37 238V237H36ZM121 238V237H120ZM150 239V238H148ZM237 239H239L237 237ZM38 240V239H37ZM211 241V240H210ZM4 242V243H3ZM209 242V241H207ZM234 242V241H233ZM148 243V244H149ZM218 243V242H217ZM109 244V243H108ZM142 245V244H141ZM140 245V246H141ZM145 245V244H144ZM143 245V247H144ZM147 245V244H146ZM216 245V244H215ZM229 245V244H228ZM108 246V245H107ZM139 247V246H138ZM142 247V248H143ZM147 247V246H146ZM213 247V245H212ZM220 248V245L218 246ZM158 248V249H157ZM217 248V247H216ZM33 249V250H32ZM236 249V248H235ZM140 250V249H139ZM145 250V249H144ZM147 250V249H146ZM220 250V249H219ZM32 251V252H30ZM34 251H37V253H35ZM70 251V250H69ZM223 251V250H221ZM225 251V250H224ZM223 251V252H224ZM139 252V251H138ZM141 252V251H140ZM144 252V251H142ZM208 253V254H207ZM220 253V252H219ZM233 253V252H232ZM143 254V253H142ZM141 254V255H142ZM213 254V253H212ZM222 254V253H221ZM220 254V255H221ZM225 254V252H224ZM230 254V253H229ZM102 255V256H101ZM139 255V253L137 254ZM140 255V256H141ZM231 255V254H230ZM214 256V255H212ZM92 257V256H91ZM107 257V258H106ZM227 257V256H226ZM231 257V256H230ZM229 257V258H230ZM136 258V257H135ZM142 258V257H141ZM216 258V257H215ZM73 259V258H72ZM75 259V258H74ZM81 259V258H80ZM231 259V258H230ZM71 260V259H70ZM232 260V259H231ZM226 261V260H225ZM184 262V263H185ZM224 262V261H222ZM104 263V262H103ZM73 264H78V263H73ZM81 264V262L79 263ZM127 264V263H126ZM142 264V263H140ZM148 264V263H147Z\"/></svg>", "mask_w": 264, "mask_h": 264}]
</instances>
